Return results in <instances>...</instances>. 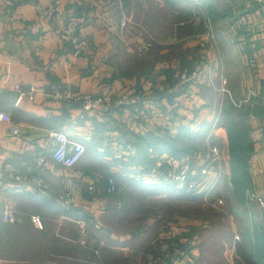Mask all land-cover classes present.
I'll return each mask as SVG.
<instances>
[{
	"label": "crops",
	"instance_id": "0c3cea01",
	"mask_svg": "<svg viewBox=\"0 0 264 264\" xmlns=\"http://www.w3.org/2000/svg\"><path fill=\"white\" fill-rule=\"evenodd\" d=\"M37 2L51 7L55 17H41ZM166 5L164 0H0V109L9 111L20 126V132L14 133L9 123L0 121V264H148L153 257L147 249L156 235L169 228L190 231L185 228L189 223L177 219L179 203L202 200L215 185L225 186L217 195L226 202L224 208L244 207L230 210V241L225 244L232 250L234 264H264L263 209L248 195L264 189V109L250 113L251 186L247 194L236 195L224 162L229 158V134L214 121L225 103L214 102L225 69L219 67L212 76L203 71L197 79L183 81L185 68L179 67L185 58L182 54L187 56L189 69H198V65L204 69L211 59L220 65L240 64L245 72L237 78L242 84L247 82L242 94L249 96L253 107L264 98V12L258 0H245L233 5L237 17L225 27L207 22L204 30L179 36V26L195 23L196 16L188 18L186 7ZM163 9L176 17L182 14L184 20L171 22L167 34L150 28L149 39L132 34L130 21L144 23L146 17L159 15ZM70 18L83 23L77 36L84 48L61 37ZM153 45L158 46L157 52L145 57ZM143 50L146 53L141 55ZM253 53L257 66L249 61L248 54ZM167 67L178 70L168 75L163 72ZM52 84L108 99L128 93L135 101L110 112L83 113L81 102L53 98ZM32 86L33 98L20 97ZM181 124L203 131L199 147L181 159L151 146L144 155L151 159L143 162L129 141L133 135L147 139L151 132L160 135L165 129L176 134ZM51 130L64 131L70 142L84 145L85 152L74 165L65 166L53 158ZM210 144H218L224 152L220 178L207 177L197 192L176 189L169 171L179 167L182 159H204ZM41 156L42 164L38 162ZM10 163L16 170L9 169ZM30 175L42 177L49 189L85 216L91 230L76 233L74 239H86V245L69 243L67 252V239H74L67 238L65 229H47L44 222L50 218L44 214L50 213L54 199L45 193L47 189L25 178ZM110 176L116 180L115 193L104 190ZM231 191L240 201L237 204L229 200ZM226 192V197L221 195ZM5 209L23 217L6 221ZM35 211L44 215L42 227L28 216ZM66 220L64 215L57 218L63 226ZM138 223L157 227L158 234L146 228L132 230L131 225ZM99 252L105 263H100Z\"/></svg>",
	"mask_w": 264,
	"mask_h": 264
},
{
	"label": "rangeland",
	"instance_id": "374dc122",
	"mask_svg": "<svg viewBox=\"0 0 264 264\" xmlns=\"http://www.w3.org/2000/svg\"><path fill=\"white\" fill-rule=\"evenodd\" d=\"M166 6L169 7V5H166ZM158 13L159 15L153 14L154 16L150 15V17H146L144 19V23H141V24H137L135 22L130 21V24L134 25V29L132 28L131 30L132 34L141 35L144 37V39L145 38L149 39L150 35L148 34V31L150 28H154L159 34H167L171 26V22H173L176 19H180V20L183 19L182 14H179L178 16L179 18H178L174 15L169 14L170 12L167 9H163L161 12H158ZM135 43H137L136 46L139 44V42L137 41H135ZM225 45H227V43ZM157 48L158 46L153 45V49H151V51L149 52L147 51V54H145V57L152 56L153 52H157ZM144 52L146 53V50H143L141 55H143ZM220 52L222 53L221 54L222 56L223 55L225 56L224 51H222V49ZM209 65L212 68L211 71L213 72L215 71V73L219 70V67L223 70L225 69V71H223L224 73L223 77L219 78L221 87H219V90L216 91L218 95L216 97V101L214 102L217 105H218V102H221V101L223 104L224 102H226L227 99L237 101V103L241 104V107L249 103L248 102L249 96L248 95L244 96L242 94V91H243L242 87L248 88L247 86L248 84H245L247 83L246 81L244 84H242L241 83L242 81L237 78L238 74L245 72L240 67V64L231 63L229 65H225V64L220 65V64H215V61L211 59ZM148 66L149 65L146 64L145 67L149 68ZM197 67L199 69L200 66L198 65ZM189 68L190 67H185L184 70L186 69L192 70ZM212 94L213 93H211V95ZM215 96L216 95H214V97ZM222 108L223 107H221V109ZM217 110H218V106H217ZM222 111L223 109L219 112V117L221 116ZM239 115L240 114L236 113V117L238 121H239L238 119ZM216 119H217V116L215 117L214 121H216ZM221 124L224 125L223 122ZM214 145H218V144H214ZM227 149L229 151V153L227 152V155L229 156V158L224 160V162L226 163V166L231 171L230 145H229V148ZM249 162H250V159H249ZM249 174H250V165H249ZM231 175H232V172H231ZM230 182L232 185H234V183L232 182L231 176H230ZM224 187H225L224 185H220V186L215 185L214 190L213 189L210 190L208 194V199L205 198L204 196V199L202 200L192 199V201H190L188 199V201H185L184 203H179L178 205L179 210H177L178 214L176 215L177 219H180L182 221H186L187 223H189L187 225L181 224V226L185 225V228L187 226L190 229V231L187 230V231L180 232L179 230H175L174 228L173 229L169 228L165 230V236H164V234L161 235V234L156 233L158 232L157 227L151 226L150 228H147V226L144 225L143 223L131 225V229L135 231H141V230L143 231V229L146 228V231L149 230L150 234L152 233L158 234V235L155 234L156 236L150 242V245L147 250L151 252L152 257H155L154 258L155 261H161L162 264H234L235 259H234L232 250L230 247H228L227 249L226 244H225V241L227 243H229L230 241L229 233H228V230L231 227L229 223H230V220H232V217H231L232 212L230 210L236 209L237 211L238 210L240 211V210H244V207L242 206L243 208H239L237 207V205L230 206L228 205V201H227L228 206L224 208V204L226 202L218 203L217 200L219 198H217V195L219 194V192L223 191L222 189H224ZM212 191H213V194H212ZM45 193H47V195L50 197L52 201L54 199L53 205L51 206V209H50V213L44 214L45 216L50 218L47 223L44 222V225L47 227V229L54 230L55 232L57 231L64 232V229H65L67 238L72 237V239L76 238L77 236L76 233L79 234V233H83V232H87L91 230L89 229V226H87V221L83 220L84 217H77V216L74 217L68 213L70 205L68 207L61 206V204L58 201L57 193H55L51 189H47ZM233 193L234 191H231L232 197L229 200L230 202L234 201L235 204H237L239 200L234 198ZM226 194L227 192L222 193L221 195L226 197ZM235 194L236 195L239 194L241 196L242 191L238 190V192H236V189H235ZM34 214L40 215V217L43 219L44 215L36 211L34 213L28 214V216L31 217L32 219V216ZM61 215H64L65 218L67 219L66 224L64 226L61 223L57 222L58 216H61ZM17 217L21 218L23 217V215L17 213ZM77 218H80V220H78ZM68 219H71V220H68ZM170 237L172 239H170ZM161 239H164L163 240L164 242L170 241L174 243V245H171L170 248L168 246L167 250L155 248V244L160 243ZM73 242L67 239V252L71 250V247H69V243L71 244L76 243V244L83 245L82 243L83 240L80 238L74 239ZM183 249H185L186 251H183L182 258H180L181 256L180 253ZM98 254H99L98 257H99L100 263L104 262V260L100 258V252ZM177 259H182V261L179 262ZM70 264H73V263H70ZM148 264H154L153 258L152 259L149 258Z\"/></svg>",
	"mask_w": 264,
	"mask_h": 264
},
{
	"label": "built area",
	"instance_id": "2783aa9c",
	"mask_svg": "<svg viewBox=\"0 0 264 264\" xmlns=\"http://www.w3.org/2000/svg\"><path fill=\"white\" fill-rule=\"evenodd\" d=\"M12 3L22 2L25 0H7ZM259 9L264 12V0H258ZM36 9L39 15L43 18L55 17L54 10L51 7H44L40 2L36 3ZM83 23L79 18H70L67 23L64 25L61 31V37L68 41H74L76 47L81 49L85 47V44L79 41L78 31L82 28ZM249 61L253 66H257V61L254 55L249 56ZM211 66H205L204 69H192L184 70L182 72L183 81H191L197 79L199 75L206 71L209 73V76H212ZM225 81V80H224ZM50 94L53 98H57L64 101H79L82 103L83 113H91L94 111L97 112H110L117 107H122L128 103L134 102L135 100L128 94H122L117 98L108 99L104 95L93 94L89 92H81L77 89L67 88L59 84L51 85ZM35 87L32 86L31 90L23 91L20 94V97L26 95L30 98L34 97ZM84 116V114H83ZM0 121L9 123L12 127L14 133L20 132V126L13 122L12 115L9 111L0 109ZM217 121V119H216ZM215 121V124H216ZM50 136L54 139V144L52 146V155L53 158L64 164L65 166L74 165L79 158L85 152V147L82 143H73L70 142L66 133L64 131L51 130ZM207 146V145H206ZM209 152L204 159H200L198 162H195L191 159H182L179 167L173 168L169 171V180L175 185L176 189L185 192L191 193L197 191L200 186L203 184L204 179L211 177L213 181H217L221 174L223 173V160L224 152L219 145L210 144L208 146ZM38 162L42 164L44 162V157L41 156L38 159ZM9 169L11 171L16 170V167L13 163L9 164ZM17 179H21V174H16ZM35 185L41 189H49L48 183L38 175H30L28 177ZM90 190L94 189V185L89 186ZM104 190L108 193H114L117 190L116 180L113 176L108 177ZM210 189L206 192L205 198L208 199V194ZM249 197L257 201L259 206L263 209L264 216V189L258 192L250 191ZM58 201L61 206L68 207L69 202L64 198L63 195L58 197ZM218 203H223V199H218ZM4 219L6 221L14 222L18 220L17 215L11 209H5L3 213ZM32 221L38 226H43V221L40 215L34 214L32 216ZM86 233V232H83ZM83 240V245H86V239ZM164 239H161L160 243L155 244V248L165 249L174 243L167 241L164 242ZM183 253V252H182ZM153 257V263L162 264L161 261H155ZM182 261V259H181Z\"/></svg>",
	"mask_w": 264,
	"mask_h": 264
},
{
	"label": "trees",
	"instance_id": "16d2710c",
	"mask_svg": "<svg viewBox=\"0 0 264 264\" xmlns=\"http://www.w3.org/2000/svg\"><path fill=\"white\" fill-rule=\"evenodd\" d=\"M164 1L171 7H186L188 18H190L191 15L196 16L195 23L188 22L186 25L179 26L178 35L182 36L185 34L197 33L204 30L206 28L207 22L213 24L219 29L221 27H225V25H227L229 22L234 21V19L237 17V15L233 11V5L243 3L245 0ZM182 55V57L185 58L183 60H180L179 67L185 68L190 66L188 65L190 63H186V54ZM248 55L250 56L251 54ZM252 55L256 57L254 53ZM151 70H154V68ZM177 70L178 68L176 67H167V69H163V72L170 75L172 72L174 74V72ZM168 96H171V94H168ZM258 100L260 102L257 104L255 103L253 107L250 106V103H247L246 105L241 107V104H238L237 101L227 99L224 103L222 114L220 117H217L216 121V124H220L223 122V124L227 128L230 139L229 145L231 155V178L232 182L234 183L233 187L234 189H236V192H238V190L242 191V195L251 186L249 174V159L252 156L254 150L252 143L253 141L250 137V113H252L254 109H264V98L262 97V99L259 98ZM236 113L240 114L238 118L239 121L237 120ZM191 125L192 124L179 125L177 127L176 134L172 133V131H170L169 129H165L160 135L156 134L155 132H151L147 139L142 137L141 135H133V138H130L129 141L138 148V157L140 156L143 162L151 159L149 156L144 157L145 153L151 146L155 150H160V152H169L178 159H181L182 157L199 147L200 138L201 136H203L202 129L195 130ZM117 190L115 192H117ZM68 213L74 217H85L80 215L77 212L76 207L71 204L69 206ZM86 217L88 218V216ZM170 239L172 238L170 237ZM183 251L186 250L183 249L181 251L180 258H182ZM177 260L179 262L181 261V259Z\"/></svg>",
	"mask_w": 264,
	"mask_h": 264
}]
</instances>
